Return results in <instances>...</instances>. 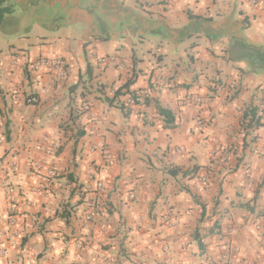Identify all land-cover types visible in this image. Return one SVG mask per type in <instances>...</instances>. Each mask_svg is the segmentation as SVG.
I'll use <instances>...</instances> for the list:
<instances>
[{
  "label": "crops",
  "instance_id": "crops-1",
  "mask_svg": "<svg viewBox=\"0 0 264 264\" xmlns=\"http://www.w3.org/2000/svg\"><path fill=\"white\" fill-rule=\"evenodd\" d=\"M11 2L0 264H264V7Z\"/></svg>",
  "mask_w": 264,
  "mask_h": 264
},
{
  "label": "built area",
  "instance_id": "built-area-1",
  "mask_svg": "<svg viewBox=\"0 0 264 264\" xmlns=\"http://www.w3.org/2000/svg\"><path fill=\"white\" fill-rule=\"evenodd\" d=\"M252 4L258 5V6H262L264 7V0H250ZM101 62H104V59L102 58L100 60ZM30 68L32 70H47L49 72H54L55 75L57 76H61L64 77L66 75V62L65 60H63L62 58H50V57H45V56H39L37 58H35L34 60H32V62L30 63ZM150 90L148 89H137L134 90L131 93L130 99L133 103H141L143 102L148 96H149ZM189 98V97H187ZM195 101H199V99L197 97L194 98ZM37 101V98L35 96H30L28 98V102L29 103H35ZM259 111H263L264 110V103H261L259 105ZM34 166L36 168L39 167V165L34 164ZM50 173V171H49ZM134 195L131 194L130 198H133ZM10 224L14 225V221L11 220ZM2 253V251L0 250V254Z\"/></svg>",
  "mask_w": 264,
  "mask_h": 264
},
{
  "label": "trees",
  "instance_id": "trees-1",
  "mask_svg": "<svg viewBox=\"0 0 264 264\" xmlns=\"http://www.w3.org/2000/svg\"><path fill=\"white\" fill-rule=\"evenodd\" d=\"M14 7L11 0H0V23L4 17L13 11ZM163 111V110H161ZM243 118L247 119L250 125L257 126L260 123L261 116L258 115L256 108H250L247 112H244Z\"/></svg>",
  "mask_w": 264,
  "mask_h": 264
}]
</instances>
